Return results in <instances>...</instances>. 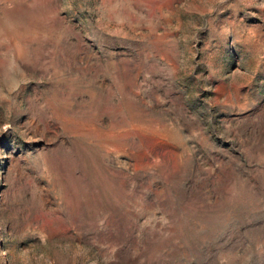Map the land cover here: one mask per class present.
<instances>
[{
  "label": "rangeland",
  "instance_id": "rangeland-1",
  "mask_svg": "<svg viewBox=\"0 0 264 264\" xmlns=\"http://www.w3.org/2000/svg\"><path fill=\"white\" fill-rule=\"evenodd\" d=\"M0 264H264V0H0Z\"/></svg>",
  "mask_w": 264,
  "mask_h": 264
}]
</instances>
